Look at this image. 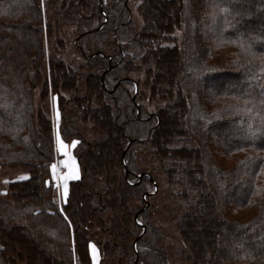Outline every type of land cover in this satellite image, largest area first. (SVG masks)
<instances>
[{
  "label": "trees",
  "instance_id": "obj_1",
  "mask_svg": "<svg viewBox=\"0 0 264 264\" xmlns=\"http://www.w3.org/2000/svg\"><path fill=\"white\" fill-rule=\"evenodd\" d=\"M138 1L47 2L56 33L71 25L94 48L79 46L80 53L113 50L85 60L92 71L84 72L82 91L83 73L50 63V92L66 122L59 136L77 140L80 168L57 208L48 199L52 124L32 92L44 58L41 0H0V167L20 165L27 174L10 179L8 201H0V264H93L90 244L118 264L107 242L94 241L88 225L95 224L109 225L119 242L113 248L130 264H172L164 230L142 209L154 186L150 164L182 201L176 225L191 264H264V0H212L206 16L200 0ZM213 19L218 33L203 44L200 24ZM137 67L145 91L166 100L155 111L127 89L124 70ZM48 93L45 80L40 99ZM80 124H91L98 138H86ZM215 147L231 160L228 169ZM229 204L254 214L227 219Z\"/></svg>",
  "mask_w": 264,
  "mask_h": 264
},
{
  "label": "rangeland",
  "instance_id": "obj_2",
  "mask_svg": "<svg viewBox=\"0 0 264 264\" xmlns=\"http://www.w3.org/2000/svg\"><path fill=\"white\" fill-rule=\"evenodd\" d=\"M55 4H57L58 0H54ZM137 2H139L138 0H136ZM201 4H202V15L206 16L207 15V11H206V4H209L212 2V0H200ZM48 0H41L40 5H41V10H42V29H43V54H44V58L42 60L41 65L39 66L40 72V82H35L34 87H33V97H34V101H35V106L37 107H41L43 108V110L45 111L46 115L50 118L51 121V131H52V136H53V142H54V161L53 164L51 166V178H52V183H53V192L52 194L55 196V198H48L49 201L51 203H54L56 206L58 205V203H63L64 201V197L61 196V198H59L60 195V189H59V185L63 187V177L61 176L63 174V172L65 171V167L67 166L68 171L67 174L64 175V177H71V176H75L76 178L80 175V168L79 165L77 163L75 154L73 153V148L76 145L77 140L76 139H72L70 142H66L68 145H70L69 147L71 149H66L65 146V151L63 150V148L57 149V152H55V146L57 144V146H61L60 144L58 145V143H60L62 140V138L59 136V131L61 129V127H65L66 126V122H62V118H64V116H61V109L59 110L58 105H57V96L55 94H52L50 92V63L51 61H62L65 63V65H68L69 67H71L75 72H78L80 74H82L81 79L79 80V85L78 87H80L83 83L84 80V72H88V71H92V69L90 70H85L83 66V63L85 62V60L91 55L93 56L95 54V52H102L99 50H96L94 52H91V54H82L80 53L79 50V46H81V52L82 49L85 48V51H88L89 47L94 49L93 46H89L88 42L84 41H80V37L79 35H76L75 31H74V27H72L71 25H68L64 28V30H60L59 33H56L55 31V26L51 25V23L48 22L49 19V15L51 13L50 11V7L47 5ZM213 4V3H212ZM204 5V6H203ZM136 6V4H135ZM186 7L189 8L190 10V5L189 3L186 4ZM139 8V7H138ZM138 8L134 9V17L137 18L139 16L138 14ZM215 19H213L212 23H201L200 24V33L202 34L200 41L204 44V41H207V37H212V36H216L218 33V30L216 28V23H215ZM48 24H49V30H48ZM64 27V26H63ZM55 32V33H54ZM177 36H179V33H176ZM63 40L62 43H57L56 39L60 38ZM209 41V40H208ZM106 51L107 52H102L100 53L101 56L105 55L106 53L112 54L113 50L108 48L106 45ZM186 60L183 61V65L182 70L185 72L187 71V64H186ZM128 74L125 75V70H124V78L123 79H127L132 86H127V89H130L131 91H133V95L137 96V99L141 102V104L146 105L148 110L151 111H155L157 105H159L160 103H162L163 101L166 100H162L160 98V93H154L151 94L148 91H145V87H144V82H146L145 79V71L144 69L141 68H135L132 69L130 72H127ZM31 76L33 74V72H30ZM240 78H238V82H240L242 84V86L245 84H247L246 80H245V76H239ZM140 79V80H139ZM46 80V82L48 83V90L49 93L46 97V99L41 100L39 97L41 88H42V84L44 83V81ZM146 84V83H145ZM82 87V86H81ZM80 87V91H82V88ZM79 91V93H80ZM142 95H141V94ZM64 95L65 98H67L69 100V98L71 99L72 96L67 94L66 92L62 91V93ZM154 95V97L152 96ZM55 97V99H53ZM159 98V99H158ZM68 100L66 101V108H64V112L65 110L68 111L71 103L69 104ZM168 101V100H167ZM81 102V101H79ZM67 114V112L64 113V115ZM79 116L80 113H78V116L75 117L76 121H79ZM69 119H68V124L69 125ZM78 127V125H77ZM79 127L82 128V131L84 132V135L86 138L93 139V138H98V134H96L95 132H93L94 130L89 129V128H93V126L91 124H80ZM89 134V136H88ZM238 135V134H237ZM61 144H63L62 146H64L65 144L62 142ZM213 150V155L215 157V160L217 161V163L219 164V166H222L225 169H228L232 164H231V160H229L228 158L224 157V156H219L217 155L218 152V148H212ZM61 153H64L61 154ZM141 154L143 155V152H141ZM70 157H69V156ZM60 156H61V160H60ZM150 167L153 170V174H152V178H153V182H154V186L153 189L151 191H149L147 193V195L145 196V194L142 195L143 199H146V203H144L142 205V209L144 208H149L148 211L146 210L145 212H147L146 214L148 215L149 220H151L153 223V226L158 227L162 230H164V234H165V244L167 245L168 248V253L170 256V260L172 262V264H191V261L188 260L185 255L181 253V249H182V245H181V236L179 233V229H178V225L177 221L179 220V211L180 209L177 207L178 205H181V200H179L178 198H175L172 196V194H175V187H172L170 185H168L166 183V176L164 174V172L162 171H155L154 167L152 164H150ZM60 168H63L62 171H60ZM154 171L156 173H154ZM61 176V177H60ZM27 177V174L24 172V169L20 166V165H4L2 167H0V201H8L7 200V196L10 195V192L7 188V182L10 179H16V178H25ZM60 177V178H59ZM73 178V179H76ZM72 180V179H71ZM65 182V180H64ZM156 182V183H155ZM67 195V194H66ZM65 195V197H66ZM60 199V201H59ZM128 201L130 200H126L125 204L128 203ZM135 203V202H134ZM57 208H59L57 206ZM225 217L227 219H232L238 222H246L247 220H249V218L252 217V215L254 214L253 211L248 210V209H238L236 207H234L233 205H228L227 208L223 211ZM106 217V216H105ZM133 221L137 220V213H134L133 215ZM140 219L138 218L137 223L140 224ZM89 227H91L89 229V232H97V235H93L94 237V241L100 239L99 241L103 244H105L107 242V244L109 245V247L112 248L113 253L116 254V256L114 255V260L117 259L118 260V264H130L129 261L125 260V257H121L118 256V250L113 248V244L115 242H118V240L116 238H114V235H112L111 233L108 232V234L106 233L108 231L107 228H105L106 226L109 227V225H101L102 227H100V225H88ZM125 226V225H123ZM144 227V226H143ZM221 228V227H220ZM113 230V229H112ZM221 232L224 231V229H220ZM141 231V230H139ZM119 243V242H118ZM222 245H226L227 242L223 241L222 239H220V243ZM92 246H94V251L96 254H98V258H95V260L92 261L93 264H114L112 262H110L109 257L108 256H104V257H100V254L98 252V249L95 245L92 244ZM93 248V247H92ZM181 253V255H180ZM118 256V257H117ZM24 264V263H23Z\"/></svg>",
  "mask_w": 264,
  "mask_h": 264
},
{
  "label": "crops",
  "instance_id": "obj_3",
  "mask_svg": "<svg viewBox=\"0 0 264 264\" xmlns=\"http://www.w3.org/2000/svg\"><path fill=\"white\" fill-rule=\"evenodd\" d=\"M64 143L65 145L64 146H62L63 144H61V143ZM61 145L60 147L59 146H57V144H56V146H55V152H57V149H59V152H62L63 150L65 151V146H66V149H67V151H68V149H71L69 146L70 145H68L65 141H61L60 143H58V145ZM60 148L62 149L63 148V150L62 151H60ZM61 154H63L64 155V153H61ZM69 156V155H68ZM70 157V156H69ZM60 160H61V156H60ZM67 171H68V168H67V166L65 167V171L63 172V174L61 175L62 177H63V179L65 180V182H64V180H63V187L62 186H60L59 185V189H60V195H59V198H61V196L62 197H64L65 198V195L67 194V189H68V182L71 180V179H73V178H76L75 176H71V177H64V175H66L67 174ZM60 176V177H61ZM59 177V178H60ZM59 201H60V199H59ZM93 247V248H92ZM90 255H91V259H92V261L93 260H95V258H98V254H96L95 253V251H94V246H92V244H90Z\"/></svg>",
  "mask_w": 264,
  "mask_h": 264
},
{
  "label": "built area",
  "instance_id": "obj_4",
  "mask_svg": "<svg viewBox=\"0 0 264 264\" xmlns=\"http://www.w3.org/2000/svg\"><path fill=\"white\" fill-rule=\"evenodd\" d=\"M63 170V168H60V171H62Z\"/></svg>",
  "mask_w": 264,
  "mask_h": 264
},
{
  "label": "snow or ice",
  "instance_id": "obj_5",
  "mask_svg": "<svg viewBox=\"0 0 264 264\" xmlns=\"http://www.w3.org/2000/svg\"><path fill=\"white\" fill-rule=\"evenodd\" d=\"M53 99H55V97Z\"/></svg>",
  "mask_w": 264,
  "mask_h": 264
}]
</instances>
